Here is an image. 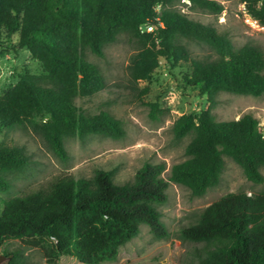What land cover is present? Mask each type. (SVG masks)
Returning <instances> with one entry per match:
<instances>
[{
  "label": "trees",
  "instance_id": "1",
  "mask_svg": "<svg viewBox=\"0 0 264 264\" xmlns=\"http://www.w3.org/2000/svg\"><path fill=\"white\" fill-rule=\"evenodd\" d=\"M172 1L0 0V45L17 34V47L26 49L43 69L35 75L22 68L17 83L0 96V126L30 130L57 157L66 156L68 138L116 139L122 134L120 120L110 113L88 114L76 106V99L104 88L101 71L85 59V52L102 57L105 46L121 35L137 44L128 65L133 83L150 80L162 59L186 64L190 73L183 83L210 104L197 115L185 113L173 122L174 139L189 137L187 159L173 165L166 178L163 162L144 164L123 184L113 182L111 171L96 169L89 179L61 174L5 200L0 248L18 241L38 250L47 264H58L60 257L80 264L112 263L140 226L148 227L156 239L167 238L158 206L166 200L169 183L201 197L217 186L224 157L251 183L264 182V126L250 114L216 121L211 112L220 93L264 97V53L248 44L235 48L213 27L167 8ZM187 1L213 15L223 11L216 1ZM241 2L246 14L264 26V0ZM145 25L156 28L141 32ZM181 39L207 46L214 58L192 56ZM150 108L157 119L164 114L155 103ZM27 162L21 148L0 145V191L9 188L5 175L22 172ZM178 239L201 244L187 264H264V193L225 195L194 222L181 226ZM2 254L11 257L6 264H34L18 249Z\"/></svg>",
  "mask_w": 264,
  "mask_h": 264
},
{
  "label": "rangeland",
  "instance_id": "2",
  "mask_svg": "<svg viewBox=\"0 0 264 264\" xmlns=\"http://www.w3.org/2000/svg\"><path fill=\"white\" fill-rule=\"evenodd\" d=\"M212 1L223 6L221 14L213 15L192 8L184 0H173L167 8L213 27L226 35L235 48L248 44L264 53V26L246 14L241 0ZM17 41V34L1 41L0 96L17 83L22 68L35 75L43 73L41 64L26 49L18 48ZM180 42L194 57L214 58L207 46L183 39ZM136 51L137 44L121 35L114 43L105 46L102 57L85 52V59L101 71L104 88L90 98L76 99V106L88 114L105 111L120 120L122 134L119 138H68L65 142L66 156L60 158L30 130L0 126V145L21 148L28 158L22 172L5 175L9 188L0 191V212L5 200L35 190L61 174L89 179L96 169H102L112 172L115 184H123L130 182L136 170L144 164L163 162V176L166 178L173 165L187 159L185 147L189 137L174 139L171 126L181 115L189 112L197 115L210 104L204 96L183 83V77L190 73L186 64L171 65L162 59L150 80L133 83L128 65ZM154 103L164 111L158 119L150 108ZM211 112L216 121L237 120L244 114H250L264 126V97L220 93ZM223 161L224 168L217 186L208 189L201 197H194L186 188L169 183L166 200L158 206L167 238L156 239L148 227L140 226L138 235L120 248L117 260L104 264H187L193 249L201 244L182 243L178 239L181 226L194 222L203 209L227 194L264 193V182L251 183L233 161L226 157ZM260 171L264 176V168ZM4 249H18L29 262L47 264L38 250L27 249L18 241L5 242L0 248L1 254ZM193 257L197 258V255L194 253ZM58 264L80 263L71 257H60Z\"/></svg>",
  "mask_w": 264,
  "mask_h": 264
},
{
  "label": "built area",
  "instance_id": "3",
  "mask_svg": "<svg viewBox=\"0 0 264 264\" xmlns=\"http://www.w3.org/2000/svg\"><path fill=\"white\" fill-rule=\"evenodd\" d=\"M184 1L187 2V3H189L187 0H184ZM158 8L159 7H157V9ZM159 27H162V24L161 23H159ZM155 28L156 27L154 25H145V26H143V27L140 28V31L141 32H147V33H149V32H152Z\"/></svg>",
  "mask_w": 264,
  "mask_h": 264
},
{
  "label": "water",
  "instance_id": "4",
  "mask_svg": "<svg viewBox=\"0 0 264 264\" xmlns=\"http://www.w3.org/2000/svg\"><path fill=\"white\" fill-rule=\"evenodd\" d=\"M10 258H11L10 256H6V255L0 253V264L6 263L7 261L10 260Z\"/></svg>",
  "mask_w": 264,
  "mask_h": 264
}]
</instances>
